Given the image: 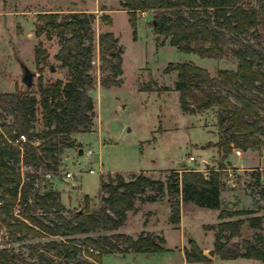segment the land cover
<instances>
[{"label": "trees", "instance_id": "trees-1", "mask_svg": "<svg viewBox=\"0 0 264 264\" xmlns=\"http://www.w3.org/2000/svg\"><path fill=\"white\" fill-rule=\"evenodd\" d=\"M119 7L128 13L133 38L136 36V14L151 12L154 33L168 38L169 46L202 59H220L229 53L237 60L235 70H219L216 77L192 63L170 65L166 72L176 71L174 90L179 93V104L184 112L190 107H194L196 113L216 110L222 136L214 147L221 151L222 159H227L233 150L259 152L264 146V0H120ZM93 19L87 13L39 15L36 36L45 35L48 40L55 36L59 50L54 59L66 70V78L54 82H43L39 78L35 91L25 88L0 93V126L6 139L13 141L19 135L26 136V142L19 149L0 135L3 201L0 223L8 235L24 233L32 238L86 235L79 245L76 239L51 243L60 262L73 260L78 253L92 260V263L82 261L80 264H100L99 256L114 253H159L164 251V239L156 243L144 232L136 239L122 233L97 234L118 231L126 222L127 213L134 210L136 202L148 190L157 188L158 193H162L165 187L171 200V225L180 224L184 204L219 211V222L208 226L214 233L216 256L222 261L245 259L264 264V236L257 233L253 240L241 239L245 223L252 230L263 231L261 218L242 219L239 217L249 216V213L229 212L222 206V165L217 169L208 168L206 174L184 167L181 173H172L166 184L143 174H133L127 179L118 173L108 175L106 180L100 181L99 210L76 212L70 218L63 215L58 194L39 196L33 192V181H24L19 168L12 166L11 162L34 171L56 173L63 151L74 147L72 136L90 131L94 117V103L88 94L94 87L90 74L95 40ZM248 34L252 36V43L243 38ZM117 44L118 39L110 32L98 38L100 71L105 74L99 85L103 89L117 87L121 82L122 58ZM34 56L37 66L44 64L48 57L41 44L35 48ZM142 90L151 91L149 88ZM38 111L43 130L36 133L34 124ZM251 180L259 186L260 174L253 172ZM258 194L264 200V187ZM157 200L155 196H147L143 201L154 203ZM16 204L23 209L22 220L12 223L10 213ZM36 204L50 215H36L33 210ZM36 255L33 251L32 256ZM37 259L41 264L42 255ZM184 259L187 264L210 262L192 240L189 249L184 250ZM0 264H16L11 251H0Z\"/></svg>", "mask_w": 264, "mask_h": 264}, {"label": "rangeland", "instance_id": "rangeland-1", "mask_svg": "<svg viewBox=\"0 0 264 264\" xmlns=\"http://www.w3.org/2000/svg\"><path fill=\"white\" fill-rule=\"evenodd\" d=\"M119 1L0 0V93L27 88L21 81V65L35 75L29 87L33 91L37 89L39 78L43 82L64 81L66 78V70L61 69L60 63L54 59L59 50L55 36L51 40L45 35L36 36L39 15L87 13L94 17V56L90 72L94 87L88 93L94 103V117L90 131L72 136L74 147L63 151L56 173L34 171L11 162L12 166L19 168L24 181H33V192L39 196L58 194L64 208L63 215L70 218L76 212L95 213L99 210L100 181L106 180L108 175L123 173L127 179L133 174H143L153 181L166 184L172 173H181L184 167L206 174L205 165L211 169L222 165L220 199H226V202H222L223 208L233 213H249V216L239 217L242 219L260 217L263 224V231H255L245 223L241 239L253 240L257 233L264 236V200L258 194L264 183L260 181L259 186H255L251 180L253 172L264 170V146L259 152L248 151V154L233 150L231 157L222 159L221 151L214 147L222 136L216 110L195 114L184 112L179 104V93L174 90L176 71L166 72L170 65L192 63L207 70L211 77H216L219 70H235L237 60L229 53L220 59H202L169 46L168 38L154 33L151 12L136 14V36L133 38L128 13L120 10ZM107 32L118 39L123 73L117 87L103 89L99 85L105 74L100 71L98 38ZM243 38L249 43L253 41L250 34ZM39 44L48 57L44 64L37 66L34 52ZM144 88L151 91L142 90ZM163 88L168 91H162ZM255 98L260 100V97ZM34 126L36 133L43 130L40 111ZM80 150L82 155H79ZM190 156L194 157V162L178 166ZM229 161L244 168L239 173ZM67 173L72 174V178H67ZM229 173L232 177H229ZM147 196H155L158 200L154 203L144 202ZM170 201L165 187L162 193H158L157 188L148 190L136 202L134 210L127 214L126 222L118 231L97 234L122 233L136 239L144 232L154 237L156 243L163 238L164 251L155 254L103 255L99 256L100 264H187L184 250L189 249L191 240L210 260L209 264H262L245 259L218 262L215 253L210 255L214 233L208 230L209 225L219 222L218 211L184 204L181 206V222L173 226L169 223ZM33 210L36 215H50L44 213L40 204H36ZM10 215L12 223L22 220L23 209L16 204ZM0 227L4 229L1 223ZM4 231L5 234L0 237V251H11L16 264H38V255H42L41 264L92 263L82 253H78L73 260L60 262L55 256L56 251L51 248L53 241L69 239H76V245H79L86 235L32 238L24 233L9 236ZM33 251L37 252L36 256H32Z\"/></svg>", "mask_w": 264, "mask_h": 264}, {"label": "built area", "instance_id": "built-area-1", "mask_svg": "<svg viewBox=\"0 0 264 264\" xmlns=\"http://www.w3.org/2000/svg\"><path fill=\"white\" fill-rule=\"evenodd\" d=\"M0 135H1L3 138L6 139V136L4 135V133H3L2 129H1V126H0ZM6 140H7V142H8L10 145H12V146H14V147H16V148L21 149V148H22V145L26 142V136H25V135H19V136H18L15 140H13V141H12V140H8V139H6ZM184 160H185V163H191V162H194V161H195L194 157H192V156L187 157V158H185ZM257 172L260 174V181H261L262 183H264V170H263V169H258ZM66 177L70 179V178H72V174L67 173V174H66ZM229 177H232V174H231V173H229ZM4 234H5L4 229H3L2 227H0V237H1L2 235H4Z\"/></svg>", "mask_w": 264, "mask_h": 264}, {"label": "water", "instance_id": "water-1", "mask_svg": "<svg viewBox=\"0 0 264 264\" xmlns=\"http://www.w3.org/2000/svg\"><path fill=\"white\" fill-rule=\"evenodd\" d=\"M153 26H155V23L153 22ZM22 67V71H23V77H22V83L27 87H31L33 84V79L35 77V75L24 65H21ZM51 70L53 71L54 68L52 67ZM188 113L189 114H195L196 113V109L194 107H190L188 109ZM225 129H227V126L225 127ZM83 152L82 150L79 151V155H82ZM185 165V162L182 163H178L179 167H183ZM206 167H208V165H205ZM152 240L155 241V238L152 237ZM210 255L213 256L214 255V251L210 252Z\"/></svg>", "mask_w": 264, "mask_h": 264}, {"label": "crops", "instance_id": "crops-1", "mask_svg": "<svg viewBox=\"0 0 264 264\" xmlns=\"http://www.w3.org/2000/svg\"><path fill=\"white\" fill-rule=\"evenodd\" d=\"M239 151H240V150H239ZM241 152H242V151H241ZM242 153H247V154H248L249 152L247 151V152H242ZM229 157H231V155H230ZM229 160H230V159H229ZM229 162H230V161H229ZM230 163L232 164V167H233V168L238 169L237 172H239V173L241 172V169L244 168V166H236V165H234L232 162H230ZM205 167H206V166H205ZM206 168L208 169L209 167H206ZM198 171H200V170H198ZM201 172H202V171H201ZM203 173H204V172H203ZM119 174H123V173H119ZM221 201H222V202H226V199H222ZM128 213H129V212H128ZM128 213H127V214H128ZM218 214H219V211H218ZM127 216H128V215H127ZM216 224H217V223H216ZM213 241H214V236H213ZM212 246H213V244H212ZM217 259H218V262H219V261H222V260H220L218 257H217ZM232 261H234V260H232ZM262 264H263V263H262Z\"/></svg>", "mask_w": 264, "mask_h": 264}]
</instances>
